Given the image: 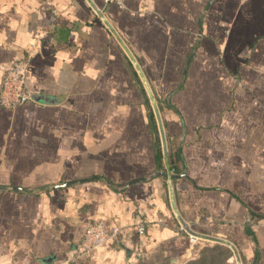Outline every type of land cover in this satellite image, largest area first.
Returning <instances> with one entry per match:
<instances>
[{
    "label": "crops",
    "instance_id": "crops-1",
    "mask_svg": "<svg viewBox=\"0 0 264 264\" xmlns=\"http://www.w3.org/2000/svg\"><path fill=\"white\" fill-rule=\"evenodd\" d=\"M23 58L32 99L0 104V264L76 258L93 221L121 232L92 264L231 249L211 238L264 264V0H0V87Z\"/></svg>",
    "mask_w": 264,
    "mask_h": 264
},
{
    "label": "built area",
    "instance_id": "built-area-1",
    "mask_svg": "<svg viewBox=\"0 0 264 264\" xmlns=\"http://www.w3.org/2000/svg\"><path fill=\"white\" fill-rule=\"evenodd\" d=\"M147 0H140L145 3ZM106 3L116 2L123 5V0H105ZM28 60L23 58L13 62L4 73L3 82L0 87V104L4 107L15 108L24 105L32 99L30 89L27 84ZM138 231L145 232V226L139 225ZM121 230L116 226H110L104 221L89 222L84 231L81 248L76 258L82 256L91 257L95 251L116 240ZM193 236V235H192ZM66 260L53 264H63L75 260Z\"/></svg>",
    "mask_w": 264,
    "mask_h": 264
},
{
    "label": "trees",
    "instance_id": "trees-1",
    "mask_svg": "<svg viewBox=\"0 0 264 264\" xmlns=\"http://www.w3.org/2000/svg\"><path fill=\"white\" fill-rule=\"evenodd\" d=\"M149 105V103H148ZM150 110L152 111L151 106L149 105ZM151 120L155 126V118L152 112L151 115ZM156 157L158 159V162L160 165H162V149L160 146V140L156 142ZM173 167V166H172ZM225 254L226 256V261L225 263L221 261V255ZM232 256V250L229 249L228 247H224L222 245L216 244L215 246L207 247L204 249L201 253L200 256L197 259H194L189 262V264H228V259Z\"/></svg>",
    "mask_w": 264,
    "mask_h": 264
},
{
    "label": "water",
    "instance_id": "water-1",
    "mask_svg": "<svg viewBox=\"0 0 264 264\" xmlns=\"http://www.w3.org/2000/svg\"><path fill=\"white\" fill-rule=\"evenodd\" d=\"M124 48L126 49L127 53L129 54V56L131 57L132 61L134 62L138 72L140 73V75L144 78V75L142 73V71L140 70L139 66H138V63L136 62V59L134 58V56L132 55V53L130 52V50L127 48V46L125 44H123ZM145 80V78H144ZM151 95V94H150ZM152 98V104H153V107H154V110H155V113H156V116H157V119H158V122H159V126H160V129L163 131V126H162V122H161V119H160V115H159V110H158V106L156 104V102L154 101L153 99V96L151 95L150 96ZM162 140H163V147H164V153H165V160H166V173L167 175L169 176V180H170V183L172 184V178L175 177V175L173 174V171L170 167V163H169V158H168V152H167V145H166V139H165V136L163 135V132H162ZM163 174V173H161ZM180 177H183V176H186V174H182V175H179ZM185 225V224H184ZM186 227V225H185ZM186 231H188V233H190L191 235L193 236H200V237H205L203 235H198V234H195L191 229L189 228H185ZM207 237V236H206ZM209 238V237H208ZM213 239L214 241H217V242H220V243H223V244H226L228 245L234 252L235 254V257H236V260L238 262V264H242L241 262V258H240V254H239V251L238 249L236 248V246L230 242L229 240H226V239H223V238H211ZM51 261V260H49ZM175 261L177 260H173L172 261V264L175 263Z\"/></svg>",
    "mask_w": 264,
    "mask_h": 264
},
{
    "label": "rangeland",
    "instance_id": "rangeland-1",
    "mask_svg": "<svg viewBox=\"0 0 264 264\" xmlns=\"http://www.w3.org/2000/svg\"><path fill=\"white\" fill-rule=\"evenodd\" d=\"M199 242H203V241H199ZM208 245H210V243H207ZM199 248H201L202 247V249H200V252H199V256H200V253L204 250V249H206L207 248V246L206 245H204V243H199ZM211 246H215V245H211ZM232 255H233V252H232ZM92 256L91 257H87V256H82V257H80V258H76L75 260H72V261H69V262H64L63 264H92ZM156 259H157V262H156V264H163L164 262L162 261V258L160 257V256H157L156 257ZM221 261L222 262H224L225 263V261H226V256H225V254H222L221 255ZM165 264V263H164ZM186 264H189V262L188 263H186Z\"/></svg>",
    "mask_w": 264,
    "mask_h": 264
}]
</instances>
